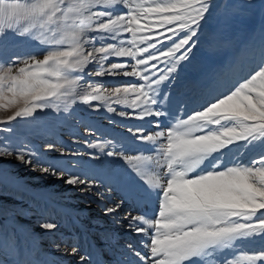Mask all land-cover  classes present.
Returning <instances> with one entry per match:
<instances>
[{
	"label": "snow or ice",
	"instance_id": "1",
	"mask_svg": "<svg viewBox=\"0 0 264 264\" xmlns=\"http://www.w3.org/2000/svg\"><path fill=\"white\" fill-rule=\"evenodd\" d=\"M211 7L212 0H0V37L13 32L49 49L42 58L0 60V109L11 110L0 124L45 109L58 111L57 102L71 98L89 105L99 102L92 106H107L114 113L113 103L124 105L140 120L169 117L167 125L156 123L158 130L137 129L135 139L148 146L142 150L148 155H127L123 144L113 140L89 145L132 165L141 182L127 186L120 200L104 208L115 224L146 238L141 241L146 253L126 245L137 264H264V250L232 254L239 242L264 236V151L246 162L243 153L229 155L230 146L240 142L244 150L264 148V31L255 45L256 64L238 86L226 88L218 79L194 107L181 103L179 113L162 110L170 94L160 86L189 59ZM164 41L171 43L167 50H161ZM112 58L128 60L113 63ZM158 62L172 66L157 77ZM94 63L98 70L89 72ZM121 75L139 82L126 81L108 90L101 79L84 96L77 91L86 76ZM12 155L85 194L103 186L81 173L43 166L25 148L10 150L7 141L0 144V156ZM153 197L158 212L133 214L129 208L118 216L125 202L139 206ZM54 247L77 256L78 264H89L91 254L80 255L77 247L70 252ZM15 264L37 261L17 259ZM114 264H128L127 257Z\"/></svg>",
	"mask_w": 264,
	"mask_h": 264
},
{
	"label": "rangeland",
	"instance_id": "2",
	"mask_svg": "<svg viewBox=\"0 0 264 264\" xmlns=\"http://www.w3.org/2000/svg\"><path fill=\"white\" fill-rule=\"evenodd\" d=\"M262 31L264 0H212L210 13L202 22L189 59L180 62L173 79L160 86L163 92L170 94L162 110L179 113L181 103L194 107L218 79L226 88L238 86L256 64L258 51L255 45H258ZM169 47L171 43L164 41L161 50ZM47 50L36 41L21 38L13 32L0 37V60L5 62L29 55L42 58ZM126 60L128 58H112L110 62ZM157 66L158 77L172 65L158 62ZM97 70L95 63L88 69L89 72ZM101 79L106 80L104 87L108 90L126 81L139 82L135 77L122 75L107 78L86 76L77 88L79 95L84 96ZM57 103L58 111L45 109L32 117L0 124V129H11L0 131V144L7 141L10 150L25 148L34 154L33 159L43 161V166L51 164L58 169L81 173L82 178L97 179L103 185L97 192L103 195L97 192L85 194L80 187L67 185L62 179L34 170V166L20 161L15 155L0 156V261L15 264L17 259H33L37 264H78L77 256L56 251L54 245L58 244L61 250L70 252L72 247H77L80 255L91 254L89 264H114L124 257H127L128 264H137V258L126 245L131 244L146 253L147 249L141 244L146 238L137 235L132 240L130 236L116 233L119 230H105L109 225L107 221L113 222V219L104 215V208L114 202V193L120 200L127 186H138L141 182L131 171L132 165L102 154L100 149L89 145L113 140L123 144L127 155H148L150 153L142 151L148 146L135 139L137 129L143 128L145 132L158 130L156 123L167 125L169 117L140 120L130 107L113 103L114 113L107 111V106H92L99 102L93 101L89 105L75 98ZM65 106L67 112L63 110ZM120 111L133 114L122 117L118 114ZM10 114L11 110L0 109V118ZM49 145H52L51 149ZM261 151L264 148L258 145L244 150L243 142H240L230 146L229 155L243 153L241 159L246 162L255 159ZM125 203L133 214L150 213L154 209L158 212L155 197L140 201L139 206ZM44 223H53L56 227L44 229L41 227ZM260 250H264V236L239 242L232 254L238 256L246 251Z\"/></svg>",
	"mask_w": 264,
	"mask_h": 264
},
{
	"label": "bare ground",
	"instance_id": "3",
	"mask_svg": "<svg viewBox=\"0 0 264 264\" xmlns=\"http://www.w3.org/2000/svg\"><path fill=\"white\" fill-rule=\"evenodd\" d=\"M59 180H60V179H59ZM109 194H110V193H109ZM110 199H111V198H110ZM112 199H113L114 201H118L117 199H119V198L116 197V194L114 193ZM109 205H110V204H109ZM126 207H129L127 203L124 204L123 208L120 210V212L118 213V215H119V214H120V215H123L125 211L129 210V209L126 208ZM120 215H119V216H120ZM109 220H110V219H109ZM112 221H113V220H112ZM124 223L126 224L127 221H124ZM106 224H109V225H107V228H105V230L112 229L113 232L119 230V231H121V233H120L119 231L116 232V233L124 234L123 236H126V237H129V236H130L132 240L136 239V237H137V235H138V234H135V233H133V232H130V231L125 230L124 227H121V226L115 224L114 222H111V221L108 222V221H107ZM123 238H124V237H123ZM127 250H129V249H127Z\"/></svg>",
	"mask_w": 264,
	"mask_h": 264
}]
</instances>
